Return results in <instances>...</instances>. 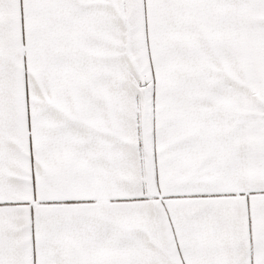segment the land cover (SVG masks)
Instances as JSON below:
<instances>
[{"label":"snow or ice","instance_id":"6c2138e0","mask_svg":"<svg viewBox=\"0 0 264 264\" xmlns=\"http://www.w3.org/2000/svg\"><path fill=\"white\" fill-rule=\"evenodd\" d=\"M0 264H264V0H0Z\"/></svg>","mask_w":264,"mask_h":264}]
</instances>
